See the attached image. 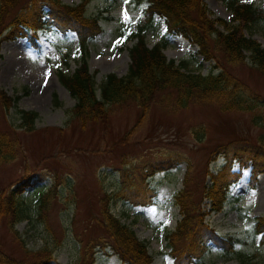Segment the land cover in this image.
<instances>
[{"label": "rangeland", "instance_id": "obj_1", "mask_svg": "<svg viewBox=\"0 0 264 264\" xmlns=\"http://www.w3.org/2000/svg\"><path fill=\"white\" fill-rule=\"evenodd\" d=\"M239 1L264 5V0ZM204 2L210 16L230 15L224 0ZM145 4L86 2L85 13L97 16L100 24V31L86 39L97 94L105 73L126 72L127 47L133 39L117 48L120 30H134ZM244 32L264 45V18ZM162 36L167 39V58H182L186 68L202 74L219 70L212 59H202L194 43L166 33L162 18L154 15L144 39L151 45ZM33 40L31 44L18 36L0 41V86L9 95H19L0 116V131L18 141L15 157L0 164V192L24 189L18 197L22 218L12 228L0 219L3 253L31 263L33 252L46 247L51 259L45 264H122L98 224L106 205L146 243L150 264H172L165 235L180 218L173 196L183 187L184 173L190 199L198 201L202 181L208 179L206 169L215 171L231 158L230 170L239 171V177L228 187L221 209L204 221L217 237H230L232 248L207 241L191 264H264V240L253 228L256 217L264 215V171L250 182L253 161L264 165L258 140L264 129V76L247 57L224 67L242 82L245 101L253 102L249 109H222L217 101L194 98L177 106L176 91L165 88L154 93L145 112L131 99L107 102L106 119L81 125L70 111L74 98L56 75L57 69L70 73L78 64L75 33H60L51 26L37 29ZM19 109L37 112L32 130L18 125ZM48 189L52 193L40 208L39 197ZM135 190L143 191L139 196L147 197L146 205L130 202Z\"/></svg>", "mask_w": 264, "mask_h": 264}, {"label": "trees", "instance_id": "obj_2", "mask_svg": "<svg viewBox=\"0 0 264 264\" xmlns=\"http://www.w3.org/2000/svg\"><path fill=\"white\" fill-rule=\"evenodd\" d=\"M87 1L67 4L60 0H0V41L21 36L34 44L36 30L51 26L60 33L66 30L75 33L78 64L70 73L57 69L56 75L74 98L70 111L81 125L86 121L106 119L107 102L119 103L131 99L145 112L154 93L165 88L176 91L177 106H184L192 98L217 101L222 109H249L253 104L245 101L241 91L242 82L224 66L243 63L247 57L250 66L264 76V45L244 32L250 23L264 18V5L224 0L230 11L225 19L217 15L210 16L204 0H145V6L133 23L134 30L128 27L120 30L121 40L117 48L121 49L127 39H133L127 47L129 62L126 72L119 76L113 72L105 73L98 84L97 94L94 72L89 70L86 60V39L100 31V24L97 16L85 13ZM154 15L162 18L166 33L179 34L194 43L197 46L196 52L202 59H212L213 66H219V70L216 73L202 74L186 68L187 62L182 58L177 62L167 58L163 52L167 42L165 36L147 45L144 39L145 30L151 25ZM61 52L67 53L60 49L59 53ZM18 97V94H7L0 86V116ZM18 117V125L25 131H30L37 112L32 109H19ZM258 140L262 150L261 157L264 158V129ZM17 146V139L0 131V164L15 157ZM219 149L224 150V147ZM242 166H245L244 161ZM230 167L231 158H227L217 170L206 169L208 179L207 182L202 181L198 201L190 199L186 189L188 177L184 173L183 187L173 196L180 218L165 235L169 255L173 259L172 264H191L201 256L207 241L229 250L232 248L233 240L230 237H217L204 221V217L210 212L221 209L228 187L239 177V171H231ZM262 171L264 165L253 161L250 182ZM23 190L18 188L6 194L0 192V219L8 220L11 228L22 218L18 197ZM142 192L135 190L130 202L146 205L147 197L139 196ZM51 193V189H48L40 195V208L45 206ZM107 198L106 195L105 199ZM201 200L206 202L202 204ZM100 214L98 224L122 264L151 263L152 258L147 252L146 243L139 240L128 225L112 215L106 205L102 206ZM253 228L254 233H259L261 240H264V215L256 217ZM33 255V262H23L0 249V264H45L51 259L50 249L46 247L33 252Z\"/></svg>", "mask_w": 264, "mask_h": 264}, {"label": "bare ground", "instance_id": "obj_3", "mask_svg": "<svg viewBox=\"0 0 264 264\" xmlns=\"http://www.w3.org/2000/svg\"><path fill=\"white\" fill-rule=\"evenodd\" d=\"M45 102V101H44Z\"/></svg>", "mask_w": 264, "mask_h": 264}]
</instances>
